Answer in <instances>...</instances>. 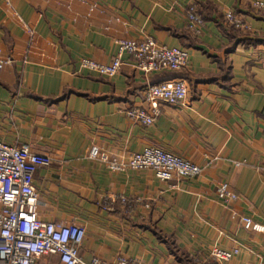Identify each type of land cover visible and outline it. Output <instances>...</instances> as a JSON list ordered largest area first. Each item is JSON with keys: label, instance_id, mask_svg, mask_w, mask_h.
<instances>
[{"label": "crops", "instance_id": "crops-1", "mask_svg": "<svg viewBox=\"0 0 264 264\" xmlns=\"http://www.w3.org/2000/svg\"><path fill=\"white\" fill-rule=\"evenodd\" d=\"M258 0H0V142L49 158L34 187L40 218L84 227L85 264L119 256L142 264H264V13ZM195 7L203 20L188 29ZM233 13L246 30L230 26ZM152 39L189 54L181 73L145 74L129 55L114 78L82 66L109 64L123 40ZM175 79L184 105L160 103L150 128L126 111L152 106L150 86ZM157 147L199 165L168 182L152 171L107 165ZM225 184L238 201L224 204ZM138 202L131 211L114 198ZM148 206V207H147ZM239 249L232 260L215 250Z\"/></svg>", "mask_w": 264, "mask_h": 264}, {"label": "built area", "instance_id": "built-area-1", "mask_svg": "<svg viewBox=\"0 0 264 264\" xmlns=\"http://www.w3.org/2000/svg\"><path fill=\"white\" fill-rule=\"evenodd\" d=\"M255 8L264 13V0H258ZM188 29L200 32L203 20L195 7L187 12ZM226 22L240 30L248 29L242 19L233 13L225 16ZM119 52L109 64H98L84 60L82 66L101 76L116 77L123 64V56L129 55L136 68L145 74L181 73L188 68L189 54L182 49H170L152 39L123 40L118 43ZM3 63L0 62V68ZM144 102L152 106L149 114L143 107L126 111V117L144 128L152 127L162 111L159 104L184 105L188 89L180 79L148 86L143 92ZM50 166L47 157L32 153L25 147H12L0 142V264H85L79 258V249L86 237L84 227L63 222H47L40 218L39 194L34 187L38 169ZM112 173L126 171H152L156 178L168 182L174 178L194 179L202 175L203 169L194 163L164 152L157 147H148L122 161L107 165ZM264 173V165L261 166ZM218 200L232 204L239 197L225 184L217 188ZM128 210L138 202L128 198H114ZM148 207V206H147ZM245 230L264 233V228L250 218H242ZM239 254V249L230 252L215 250L212 260L226 262ZM90 264H142L139 260L119 256L112 263L93 260Z\"/></svg>", "mask_w": 264, "mask_h": 264}, {"label": "trees", "instance_id": "trees-1", "mask_svg": "<svg viewBox=\"0 0 264 264\" xmlns=\"http://www.w3.org/2000/svg\"><path fill=\"white\" fill-rule=\"evenodd\" d=\"M160 84V83H159ZM156 85V84H155Z\"/></svg>", "mask_w": 264, "mask_h": 264}]
</instances>
